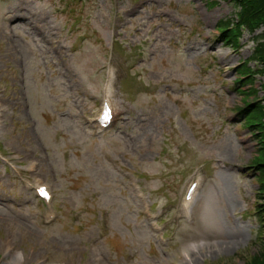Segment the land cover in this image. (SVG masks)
I'll return each instance as SVG.
<instances>
[{
    "label": "rangeland",
    "instance_id": "374dc122",
    "mask_svg": "<svg viewBox=\"0 0 264 264\" xmlns=\"http://www.w3.org/2000/svg\"><path fill=\"white\" fill-rule=\"evenodd\" d=\"M238 11L230 0H0V150L27 179L52 184L59 213L45 226L40 203L0 165V264H245L259 252L258 184L246 169L257 139L227 116L242 119L237 68L264 27L223 45L219 22ZM114 64L126 109L100 132L87 119ZM254 80L258 102L264 74ZM198 169L206 178L186 223L180 206ZM134 180L164 214L166 244Z\"/></svg>",
    "mask_w": 264,
    "mask_h": 264
},
{
    "label": "trees",
    "instance_id": "16d2710c",
    "mask_svg": "<svg viewBox=\"0 0 264 264\" xmlns=\"http://www.w3.org/2000/svg\"><path fill=\"white\" fill-rule=\"evenodd\" d=\"M239 7L236 16V21L226 20L220 21L218 30L221 38L226 44L236 46L238 40L244 30L251 34H255L258 30L264 27V0H233ZM254 61H259L263 65L262 72L264 73V34L257 38L253 56ZM250 61V60H249ZM249 61L240 69V74L248 75L252 68L248 65ZM249 82H252L250 80ZM253 84V83H251ZM251 94H255L256 90H250ZM249 91V92H250ZM245 93V92H243ZM250 93L247 94L249 96ZM241 114L245 116L246 124L250 129H257V124L260 126L262 138L264 140V108L262 105L255 106L251 101H245L244 106L240 109ZM253 165L257 168V180L259 182L258 196L260 204L258 206V215L261 222V235L259 236L260 250L257 254L246 260L245 264H264V142H260L258 156L253 160Z\"/></svg>",
    "mask_w": 264,
    "mask_h": 264
}]
</instances>
